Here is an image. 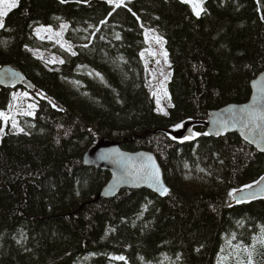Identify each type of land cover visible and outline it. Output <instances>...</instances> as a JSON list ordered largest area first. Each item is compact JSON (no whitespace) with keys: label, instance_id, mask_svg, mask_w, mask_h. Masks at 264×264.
<instances>
[{"label":"trees","instance_id":"16d2710c","mask_svg":"<svg viewBox=\"0 0 264 264\" xmlns=\"http://www.w3.org/2000/svg\"><path fill=\"white\" fill-rule=\"evenodd\" d=\"M123 3L18 0L4 18L0 70L16 69L23 82L0 85V112L16 90L37 109L28 131L0 134V264H217L220 256L236 264L234 246L252 245L264 226V198L233 199L264 176V154L236 133L209 137L202 125L183 141L165 132L248 101L264 71V0H203L199 17L181 0ZM61 23L75 55L59 65L33 57V29ZM145 30L163 38L171 63L167 116L145 87ZM103 138L152 153L166 197L123 190L92 203L110 175L82 157ZM252 259L264 264V246L255 244Z\"/></svg>","mask_w":264,"mask_h":264},{"label":"water","instance_id":"95a60500","mask_svg":"<svg viewBox=\"0 0 264 264\" xmlns=\"http://www.w3.org/2000/svg\"><path fill=\"white\" fill-rule=\"evenodd\" d=\"M23 79L20 73L11 67H4L0 70V85L16 87L22 84ZM251 95L247 102L243 104L231 103L219 109L210 112V116L205 122L188 121L178 131H165L166 134L174 139H184L193 137V127L202 125L209 137H224L228 134L236 133L241 140L259 153L264 154V122H257L258 127L249 124L245 127V114L241 109L252 104L253 96H256V104L259 108L264 109V71L259 73L251 82ZM153 133H156L154 131ZM251 141V142H250ZM151 162L159 169L161 183L169 190L163 176V171L156 157L147 151L128 152L121 148V143L109 138H103L90 145L83 154L82 163L84 166L107 171L110 175L106 185L94 197L92 203H98L102 200L114 199L123 190H148L160 198L166 197L167 194L161 195L151 183L145 179L134 178L130 175L133 168H138L142 164ZM264 177V176H263ZM264 182L255 184L235 192L233 199L236 203L250 202L264 198ZM243 198V199H241ZM238 200L240 202H238Z\"/></svg>","mask_w":264,"mask_h":264},{"label":"rangeland","instance_id":"374dc122","mask_svg":"<svg viewBox=\"0 0 264 264\" xmlns=\"http://www.w3.org/2000/svg\"><path fill=\"white\" fill-rule=\"evenodd\" d=\"M107 2V0H104ZM125 0H123L124 2ZM108 3V2H107ZM112 5V4H111ZM124 5V3H123ZM122 5V6H123ZM191 5V4H190ZM114 6V5H113ZM65 23H61L60 26ZM47 27V26H36L33 29V34L37 39V42L33 48H27V50L32 54L33 57L44 61L48 65H59L62 64L60 61H65L69 57L73 56L72 53L78 45L71 41L67 37V30H63L62 35L57 37L54 35L56 32H60L61 28ZM51 28L52 33L41 32L39 35L36 34V30L39 28ZM147 35V39H146ZM144 37L148 48L144 50L143 57L140 54L142 59L144 69H145V87L154 99L155 102V111L157 114L162 116H167L164 113L168 114V110L171 107L170 97L168 94L167 86L171 79L172 69L171 63L166 55L165 50V42L163 38L153 30H145ZM156 37H160L163 41L161 45ZM79 37L76 40H81ZM83 40V39H82ZM61 44L64 47H61ZM156 92L154 96L152 93ZM27 95H24V94ZM157 100H159V105L157 104ZM29 105H35L34 108H29ZM37 109V99L31 96L29 93L23 90H16L12 95V103L9 106L8 111L3 112L9 119L4 121L0 119V128L3 131H0L1 136H3L6 132L8 133H24L28 131V124L25 122L26 118H33L35 111ZM162 109V111H161ZM31 112V115H27L25 113ZM16 121L17 127L14 128L12 126V120ZM30 128V127H29ZM23 129V131H20ZM182 129V125L173 129V131H178ZM193 129V128H192ZM193 136L196 137V134L193 133ZM193 137V138H194ZM185 139V138H184ZM176 139V140H184ZM187 183H190V178L185 180ZM226 257V256H223ZM227 263L230 262V258L226 257Z\"/></svg>","mask_w":264,"mask_h":264},{"label":"snow or ice","instance_id":"6c2138e0","mask_svg":"<svg viewBox=\"0 0 264 264\" xmlns=\"http://www.w3.org/2000/svg\"><path fill=\"white\" fill-rule=\"evenodd\" d=\"M65 0H61V3H64ZM109 4L114 5L115 8H119L123 5V0H107ZM182 3H188L191 4L192 11L193 13L199 17L201 12L204 11L202 4L203 0H181ZM18 6V0H0V29L4 28V18L8 15V13L16 8ZM103 23V22H102ZM61 31L54 33L55 36L60 37L62 35V32L64 29L67 28L66 24H62L60 26ZM41 32H48L52 33L51 28H39L36 30V34L39 35ZM118 38V37H117ZM146 35V39H147ZM157 42H159L161 45L163 44V41L160 37L155 38ZM61 47L63 48L64 45L61 44ZM72 55H75L73 52ZM144 53H141V56L143 57ZM166 57V53H164ZM63 63V61H60ZM262 92H264V89H261ZM154 96L156 95V92L152 93ZM24 95H27L26 93ZM157 104L159 105V100H157ZM35 105H29V108H34ZM162 111V109H161ZM241 112L245 114L246 119L244 120L245 127H247L249 124L258 127L259 124L257 122H264V109L259 108L256 104V96L254 94L253 96V102L250 105L245 106L244 108L241 109ZM27 115H31V112L25 113ZM167 115V113H164ZM0 119H3L4 121H7L9 118L3 113L0 112ZM12 126L14 128L17 127L16 121L13 119L12 120ZM0 131H3L2 128H0ZM20 131H23V129H20ZM251 142V141H250ZM152 158L148 157L149 163L147 164H142L138 168H133L130 175H132L134 178L138 179H145L151 183L152 186L156 188V190L161 194L165 195L168 193V189L161 183L160 180V173L159 169L156 167L154 163L151 162ZM261 182H264V177H261L260 180L256 181L255 183L260 184ZM245 187H251V185H246ZM264 191V189H262ZM229 195L231 196L232 193L230 192ZM243 199V198H241ZM238 202H240L238 200ZM253 244L249 246H245L242 244H236L234 246V251L236 254V264H253V259H252V253L255 248V244L259 243L261 246H264V226H261L260 232L258 235L253 236ZM19 243V241H18ZM223 251V249H221ZM246 253L247 254V259H242L240 257V253ZM112 259L115 260H124L125 258L123 256H116L112 257ZM226 260V257L220 256L218 257L217 264H224Z\"/></svg>","mask_w":264,"mask_h":264},{"label":"bare ground","instance_id":"6f19581e","mask_svg":"<svg viewBox=\"0 0 264 264\" xmlns=\"http://www.w3.org/2000/svg\"><path fill=\"white\" fill-rule=\"evenodd\" d=\"M106 185V184H105Z\"/></svg>","mask_w":264,"mask_h":264}]
</instances>
